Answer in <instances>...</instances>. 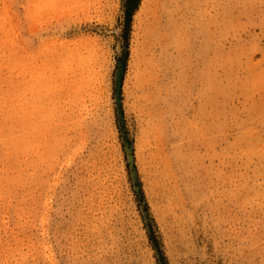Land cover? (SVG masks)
I'll return each mask as SVG.
<instances>
[{
    "label": "rangeland",
    "instance_id": "obj_1",
    "mask_svg": "<svg viewBox=\"0 0 264 264\" xmlns=\"http://www.w3.org/2000/svg\"><path fill=\"white\" fill-rule=\"evenodd\" d=\"M0 264H264V0H0Z\"/></svg>",
    "mask_w": 264,
    "mask_h": 264
}]
</instances>
